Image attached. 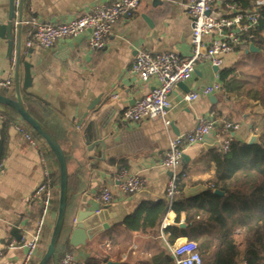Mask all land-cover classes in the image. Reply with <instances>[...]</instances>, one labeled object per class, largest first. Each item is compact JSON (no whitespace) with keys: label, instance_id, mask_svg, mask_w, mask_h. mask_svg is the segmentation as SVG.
Instances as JSON below:
<instances>
[{"label":"crops","instance_id":"0c3cea01","mask_svg":"<svg viewBox=\"0 0 264 264\" xmlns=\"http://www.w3.org/2000/svg\"><path fill=\"white\" fill-rule=\"evenodd\" d=\"M117 1L120 0H22L20 39L23 55L18 70L19 92L23 106L54 138L65 156L68 176L66 228L56 250L60 261L69 252L78 264L89 261L159 264L156 258L168 252L167 246L188 240L180 238L171 245L168 243L169 237L164 233L168 227L185 228L183 218L179 224L175 223L174 207L166 208L159 216L145 213L144 229L130 230L125 223L142 204L165 198L169 176L161 167V160L170 142L192 130L200 118L215 113V127L204 139V146L184 154L188 162H182L181 167L185 174L181 198L190 199L205 192L213 180L211 157L212 152L218 150L215 136L223 123L240 126L235 141L246 144L255 135L252 118L231 115L229 100L220 91L208 98L199 95L216 83V72L208 62L195 67L192 77L183 83L184 88L176 86L170 93L168 128L163 122L148 120L134 127L122 119L126 110L157 87L154 80L144 83L132 72L139 52L171 53L182 59L192 53V22L186 11L189 0H142L130 17L117 20L101 50L88 49L89 32L58 41L49 50L26 47L30 29L25 23L31 20L44 24L69 23L98 6ZM10 14V41L6 40L7 32H0V82L9 81L11 86L0 89V95L14 101L13 57L19 31L18 8L13 6L12 0H0V28L6 26ZM215 38L216 35H212L204 41ZM240 56L235 52L222 57V68H231ZM23 63L31 66L28 91L23 90ZM192 92L199 95L197 100L183 102V97ZM212 97L214 102L210 101ZM0 117L7 119H0V264H22L25 251L17 244L30 241L41 209L39 202L33 199L43 177L40 153L49 170L51 162L39 143L35 141L40 152L18 131L20 128L33 137L22 128L12 110L0 106ZM120 171L144 179L145 189L133 196L123 195L115 188L113 180ZM105 188H113L115 192L107 208L108 230L97 232L100 227L94 229L97 233L83 246H71L76 218L81 213L100 210L93 200ZM51 219L50 210L44 228L50 227ZM16 224H19L20 242L9 235L10 228ZM82 241L83 236L74 240L75 244Z\"/></svg>","mask_w":264,"mask_h":264},{"label":"built area","instance_id":"2783aa9c","mask_svg":"<svg viewBox=\"0 0 264 264\" xmlns=\"http://www.w3.org/2000/svg\"><path fill=\"white\" fill-rule=\"evenodd\" d=\"M141 1L120 0L110 5H101L69 23L44 24L31 20L25 23L30 29L26 47L36 46L43 50H49L58 41L75 38L89 32L88 49L90 51L101 50L104 48L107 37L111 35L117 20L122 17H130L139 7ZM18 5L19 0H13V6L18 8ZM263 5L264 0H256L257 7ZM186 11L192 22L193 50L190 55L182 59L171 53L151 55L139 52L133 62L132 72L139 80L144 83L154 80L157 87L123 113L122 119L131 126H138L143 120H148L163 122L168 128L169 123L166 121L168 97L178 84H183L192 77L198 64L208 62L214 68L221 69L223 67L222 57L238 51L246 52L249 45L253 44V30L260 18L257 9L251 13H243L237 9L235 4L224 0H189ZM212 35H216L214 40L204 41ZM215 78L216 83L202 90L199 95L208 98L220 91L217 73ZM10 84L9 81L0 82V89H8ZM199 95L195 92L187 94L183 97V102L192 103L197 100ZM214 117L215 113H210L208 116L200 118L192 130L170 142L168 150L161 160V167L171 174L165 188L167 199L172 200L178 196L177 184L185 178V174L181 172L182 156L186 151L204 146V139L214 130ZM0 119L7 121L3 117ZM17 129L23 133L36 151H41L40 146L30 135L20 128ZM239 130L238 124L230 122L222 124L215 136V146L222 154L230 152L235 141V134ZM40 157L43 177L34 192L33 199L39 202L41 209L30 241L17 244L25 251V259L22 264H29L34 258L52 205L53 179L41 153ZM113 180L115 188L125 196L136 195L146 187L144 179L136 175H129L126 171L116 173ZM114 193L113 188L102 189L95 195L94 205L98 206L100 210L108 208L113 201ZM167 249L173 264H202L197 246L193 242L184 240L167 246ZM1 256L0 253V258ZM60 264H78V262L72 254L66 252ZM260 264H264V260Z\"/></svg>","mask_w":264,"mask_h":264},{"label":"trees","instance_id":"16d2710c","mask_svg":"<svg viewBox=\"0 0 264 264\" xmlns=\"http://www.w3.org/2000/svg\"><path fill=\"white\" fill-rule=\"evenodd\" d=\"M224 1L235 4L240 12L251 13L258 9L260 13L253 30V44L260 53L244 55V51H238L241 56L236 64L231 68H221L217 73L220 92L229 100L231 115L241 119L244 116L252 118V131L258 136V142L247 145L234 141L230 152L225 155L218 150L213 151V180L205 192L194 198L182 199L180 180L177 197L142 204L125 225L130 230L144 229L145 213L159 216L166 208L174 207L175 223L179 224L183 218L185 228L174 226L164 231L170 245L180 238L195 243L202 264H260L264 260V5L257 7L256 0ZM19 123L50 157V172L54 179L51 225L43 229L41 247L36 251L38 255L35 254L29 263L37 264L49 243L56 219L59 167L35 132L20 119ZM215 191L222 193V197L215 196ZM65 228L66 219L57 248L62 243ZM57 255L56 251L54 262L49 264H58L60 259ZM156 261L173 264L168 252L162 253ZM85 264L99 263L89 261Z\"/></svg>","mask_w":264,"mask_h":264},{"label":"water","instance_id":"95a60500","mask_svg":"<svg viewBox=\"0 0 264 264\" xmlns=\"http://www.w3.org/2000/svg\"><path fill=\"white\" fill-rule=\"evenodd\" d=\"M12 4H13V0H12ZM11 20H12V15L10 14L6 26H3L0 28L1 33L4 31L7 32V36H6L7 41H10L8 32L11 31ZM22 21H23L22 0H19L18 15H17V23L19 24L18 26L19 31H18V39L16 42V49H15V53L13 57V62H14V79L13 80H14L15 100L10 101L0 95V106L6 107L12 110L22 122H24L27 126H29L35 132L36 136L41 141H43V143L47 147V150L50 152V154L53 155L59 167L58 201H57V208H56V219H55V222L52 228L49 243L45 249V252L42 258L37 263V264H49L50 262L51 263L54 262L58 239L60 237L64 219H65L68 176H67L65 158H64V155L59 145L54 140V138L48 133V131L30 115V113L23 106L21 98H20L19 84H18V70H19V66L22 60V55H23L22 44H21V39H20V30H21ZM245 53L253 55V54H259L260 51L254 46V44H250L248 47V50ZM30 67L31 66L29 64L23 63V68L25 70V77H24V84H23L24 91H28L30 88V81H31ZM218 70L219 69L217 68L213 69V71L216 73L218 72ZM177 87L184 88V85L178 84ZM210 101L214 102L215 101L214 97L210 98ZM257 142H258V136H252L247 142V145L256 144ZM205 148L207 150L209 149V147H205ZM1 153H2V147L0 144V157H1ZM182 162L183 163L188 162V157L183 155ZM168 176L170 177L171 174L168 173ZM214 195L222 197V193H220L219 191H215ZM107 221H109L107 208H103L98 213L87 212V213L79 214L75 220V227H74L72 236L70 238L69 244L74 247H77L78 245L83 246L86 240L91 239L93 235L96 234L97 232L108 230V225L106 224ZM18 228H19V224H16L13 227H11L9 231V235L12 237V239L15 242H20L21 240L20 231L18 230ZM97 228H99V230L97 232H94V229H97ZM81 236H83V241L80 242L79 244L78 243L75 244L74 240ZM107 264H111V263L108 262Z\"/></svg>","mask_w":264,"mask_h":264}]
</instances>
